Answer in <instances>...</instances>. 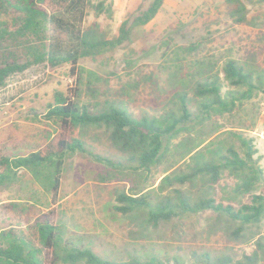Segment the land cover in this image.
<instances>
[{
    "label": "trees",
    "instance_id": "trees-1",
    "mask_svg": "<svg viewBox=\"0 0 264 264\" xmlns=\"http://www.w3.org/2000/svg\"><path fill=\"white\" fill-rule=\"evenodd\" d=\"M164 2L151 0L131 12L118 34L109 39L98 23L89 24L92 10L112 18L113 5L106 0H0V18L11 20L0 26V89L14 74L43 63L51 69L68 64L80 79L88 75L93 87L96 73L81 60L133 41L136 30L154 19ZM228 2L234 20L248 23L249 10L243 1ZM198 49L196 44L177 46L158 65L152 81L156 86L165 82L163 91L169 99L159 113L138 115L129 103L117 98L93 105L82 104L78 93H56L54 104L44 114L57 126L52 140L19 155L16 151L23 140L15 130L0 139V187L13 182L20 170H28L57 195L67 161L76 154L91 157L110 173L125 177L148 175L165 162L170 167L183 162L184 168L164 175L158 184L157 180L150 182L148 190L119 192L114 208L125 215H144L153 225L212 212L227 221L232 240L253 238L264 220V194L253 193L264 183L262 156L257 155L254 138L231 132L241 151L233 141L211 139L213 134H205L203 126L216 116L235 117L241 110L245 112V105L264 93V68L255 57L244 63L229 58L219 68L213 57L198 58ZM76 129L82 136L73 137ZM90 131L93 134L87 137ZM222 180L228 181L234 198L249 195V199L237 207L218 201L210 190L194 196L196 188ZM52 216L53 212L36 216V239L16 226L1 229L0 264H264V236L241 258L209 251L168 258L153 249L145 256L125 260L106 255L92 240L75 233L65 235Z\"/></svg>",
    "mask_w": 264,
    "mask_h": 264
},
{
    "label": "rangeland",
    "instance_id": "rangeland-1",
    "mask_svg": "<svg viewBox=\"0 0 264 264\" xmlns=\"http://www.w3.org/2000/svg\"><path fill=\"white\" fill-rule=\"evenodd\" d=\"M150 1L106 0L113 5L112 18L92 10L89 24L98 23L111 39L131 12ZM242 1L249 10L248 23L234 20L228 0H165L158 15L136 30L133 41L95 58L81 60L85 68L96 73L93 87L89 85L92 79L88 75L80 79L68 64L51 69L43 63L14 74L9 84L0 89V139L15 130L23 140L16 151L19 155H27L52 140L57 126L44 114L54 104L56 93L67 96L78 93L82 104L93 105L117 98L129 103L138 115L162 112L169 101L168 93L163 91L166 84L160 81L156 86L152 78L157 75L158 65L180 45H198L197 57L215 58L219 68L229 58L244 63L252 57L264 68V0ZM3 21L11 20L0 18V26ZM245 107L247 110H241L235 117H214L203 126V131L212 133L211 139L233 141L241 151L231 132L253 137L264 170V93ZM81 134L76 129L73 137ZM91 134L92 131L88 132L87 137ZM169 164L163 163L148 175L125 177L110 173L109 168L91 157L76 154L67 161L57 195L35 180L28 170H20L13 182L0 187V230L16 226L36 239V216L53 212L54 223L65 235L75 233L86 241L92 240L98 249L114 258L128 260L131 256H145L153 249L168 258L189 257L193 251H209L213 255L230 253L235 258L250 253L257 238L264 236V220L255 229L253 238L247 236L245 240L235 241L228 236L227 221L212 212L153 225L144 215H125L114 208L119 192L140 187L148 190L150 182L157 180L158 184L164 175L185 167L183 162L174 167ZM227 184L226 180L214 186L206 183L195 189L194 196L210 190L218 201L237 207L249 199V195L234 198ZM168 192L171 190L164 194ZM253 193L264 194V183Z\"/></svg>",
    "mask_w": 264,
    "mask_h": 264
}]
</instances>
